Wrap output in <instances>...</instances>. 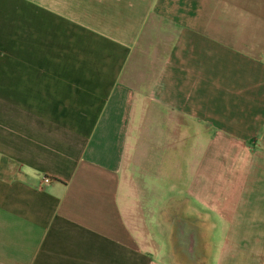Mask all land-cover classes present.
Segmentation results:
<instances>
[{
  "label": "crops",
  "instance_id": "1",
  "mask_svg": "<svg viewBox=\"0 0 264 264\" xmlns=\"http://www.w3.org/2000/svg\"><path fill=\"white\" fill-rule=\"evenodd\" d=\"M0 264H264V0H0Z\"/></svg>",
  "mask_w": 264,
  "mask_h": 264
},
{
  "label": "rangeland",
  "instance_id": "2",
  "mask_svg": "<svg viewBox=\"0 0 264 264\" xmlns=\"http://www.w3.org/2000/svg\"><path fill=\"white\" fill-rule=\"evenodd\" d=\"M153 152H156V150L154 149ZM161 155L159 159L158 157H150L152 163L146 162L144 165L146 169H141V164L133 166L138 178L134 182L137 190L127 181L121 182L120 190V202L124 207L129 206L137 211L139 205L142 208L141 210L146 211L145 216L150 229V237L154 238V241L159 244L164 243V195L177 192L175 188L170 187L164 181V147ZM143 161L141 159V162ZM162 207L163 209H161ZM139 220L142 222L143 218L139 217ZM216 236L218 237V234Z\"/></svg>",
  "mask_w": 264,
  "mask_h": 264
},
{
  "label": "flooded vegetation",
  "instance_id": "3",
  "mask_svg": "<svg viewBox=\"0 0 264 264\" xmlns=\"http://www.w3.org/2000/svg\"><path fill=\"white\" fill-rule=\"evenodd\" d=\"M172 220L175 224V234L178 247L191 256L198 254V239L197 230L193 224L183 219L182 216L174 213L172 214Z\"/></svg>",
  "mask_w": 264,
  "mask_h": 264
}]
</instances>
